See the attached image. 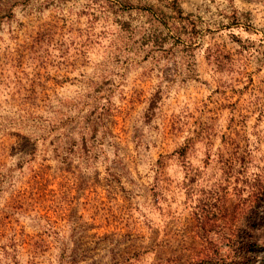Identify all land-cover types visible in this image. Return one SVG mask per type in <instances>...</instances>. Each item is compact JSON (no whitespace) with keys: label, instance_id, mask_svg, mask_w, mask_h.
Instances as JSON below:
<instances>
[{"label":"rangeland","instance_id":"374dc122","mask_svg":"<svg viewBox=\"0 0 264 264\" xmlns=\"http://www.w3.org/2000/svg\"><path fill=\"white\" fill-rule=\"evenodd\" d=\"M0 264H264V0H0Z\"/></svg>","mask_w":264,"mask_h":264}]
</instances>
